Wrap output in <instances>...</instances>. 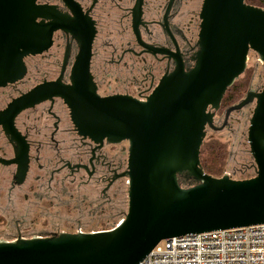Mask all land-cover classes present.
Here are the masks:
<instances>
[{
	"label": "water",
	"instance_id": "1",
	"mask_svg": "<svg viewBox=\"0 0 264 264\" xmlns=\"http://www.w3.org/2000/svg\"><path fill=\"white\" fill-rule=\"evenodd\" d=\"M61 1L73 16L39 0H0V88L23 79L24 59L47 52L56 31L79 44L70 83L62 82V73L35 86L0 113V125L18 137L13 121L19 113L60 98L78 135L100 144L128 142V210L107 231L0 240V264H140L163 240L264 224V87L249 89L226 109L228 117L255 104L247 139L256 176L213 177L200 158L206 129L219 130L215 114L246 71L250 51L264 65V8L246 0H203L194 66L186 70L177 58L175 70L140 101L97 93L90 71L94 22L74 0ZM19 158L24 176V140ZM182 178L193 184L182 187Z\"/></svg>",
	"mask_w": 264,
	"mask_h": 264
},
{
	"label": "flooded vegetation",
	"instance_id": "2",
	"mask_svg": "<svg viewBox=\"0 0 264 264\" xmlns=\"http://www.w3.org/2000/svg\"><path fill=\"white\" fill-rule=\"evenodd\" d=\"M74 1L96 29L90 71L101 97L145 101L161 79L175 70L177 58L186 70L194 66L203 0L200 4L198 0ZM39 3L58 6L63 14L73 16L61 0ZM78 52V41L70 33L56 31L47 52L24 59L23 79L0 88V113L14 99L45 81L57 80L62 73V82L69 84ZM43 61L55 73L53 77L37 78ZM234 112L226 117V109L220 108L214 117L219 130L214 131L229 130ZM13 126L20 136L0 125V226L13 232L7 230L0 240L76 233L83 230L84 222L104 224L106 229L117 225L116 200L129 181L123 176L128 168V142L100 144L78 135L70 110L60 98L22 111ZM23 140L28 146L24 176L19 158ZM126 212L120 213L122 219ZM38 226L41 231L34 233ZM29 230L34 234L23 232Z\"/></svg>",
	"mask_w": 264,
	"mask_h": 264
},
{
	"label": "built area",
	"instance_id": "3",
	"mask_svg": "<svg viewBox=\"0 0 264 264\" xmlns=\"http://www.w3.org/2000/svg\"><path fill=\"white\" fill-rule=\"evenodd\" d=\"M140 264H264V224L163 240Z\"/></svg>",
	"mask_w": 264,
	"mask_h": 264
},
{
	"label": "rangeland",
	"instance_id": "4",
	"mask_svg": "<svg viewBox=\"0 0 264 264\" xmlns=\"http://www.w3.org/2000/svg\"><path fill=\"white\" fill-rule=\"evenodd\" d=\"M198 2L200 4L202 3V0H198ZM39 69H40L39 72H41V74L37 75L38 79L43 78L45 76L53 77L55 74L54 72H51V70L48 68V66L46 65L44 61L41 63ZM251 69L253 70V73H251L253 77L250 81L249 87L245 90L242 99L245 97L249 89L254 90V91H260L264 87V65L260 62L259 57L253 51H250L249 53L246 71L240 76L239 79H237L236 82H243L244 80H246L249 74V70ZM254 106L255 104H250L244 107L243 109L234 112L233 113L234 122L229 130L225 129L224 131H221V132H215L211 128L207 129L204 142H208L214 139L215 141H218L222 144L227 145L226 152L228 155L226 158L227 159L226 171L227 170L230 171L231 168L237 167L236 161H237V158L239 157V144L240 143L246 144V142L248 143V139H247L248 127H249V122H250V118H251ZM116 203H117L116 204V207H117L116 218L119 223L121 220H123L122 218L119 219V217L121 216L120 213L122 211L128 210V187H125V193H121L117 197ZM81 226L83 230H87L89 226L95 227L98 225H91L87 222H84L81 224ZM21 228L22 230H26V227H21ZM40 229L41 227L38 226L36 229H34V233H36ZM98 229H106V226L100 225L98 228L97 227L95 228V230H98ZM7 230H9L8 232L13 233L12 229L10 230L8 228L0 226V238L4 236L6 237ZM23 232L28 236H31L34 234L33 230H29L27 232L23 231ZM37 235H40V234H37ZM32 237H35V235L28 237V238H32Z\"/></svg>",
	"mask_w": 264,
	"mask_h": 264
},
{
	"label": "trees",
	"instance_id": "5",
	"mask_svg": "<svg viewBox=\"0 0 264 264\" xmlns=\"http://www.w3.org/2000/svg\"><path fill=\"white\" fill-rule=\"evenodd\" d=\"M246 3L255 7L264 8V0H246ZM253 70H249V74L246 80L243 82H235L234 85L229 88L224 96L221 104V109L224 110L228 107L237 104L243 97L245 90L249 87L250 81L253 77L251 74ZM254 109V108H253ZM246 142V141H245ZM225 144L212 139L211 141L204 142L201 148V164L204 171L213 177H222L225 174L230 175L235 180H245L256 176V165L252 155L250 153L249 144L246 142L239 144V157L236 161V168H231L230 171L227 169V152ZM182 187H189L185 182L180 180ZM195 184V183H194ZM126 211V210H125ZM121 218V217H120ZM118 224V221L116 219ZM92 225V224H91ZM103 225L104 224H100ZM98 226H89L88 231H93ZM115 226V225H114ZM102 230V229H98ZM97 231V230H96Z\"/></svg>",
	"mask_w": 264,
	"mask_h": 264
}]
</instances>
